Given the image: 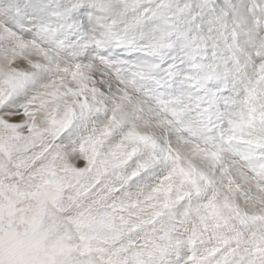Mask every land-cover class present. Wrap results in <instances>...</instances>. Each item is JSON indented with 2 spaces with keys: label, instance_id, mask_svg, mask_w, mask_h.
I'll list each match as a JSON object with an SVG mask.
<instances>
[{
  "label": "snow or ice",
  "instance_id": "obj_1",
  "mask_svg": "<svg viewBox=\"0 0 264 264\" xmlns=\"http://www.w3.org/2000/svg\"><path fill=\"white\" fill-rule=\"evenodd\" d=\"M0 264H264V0H0Z\"/></svg>",
  "mask_w": 264,
  "mask_h": 264
}]
</instances>
